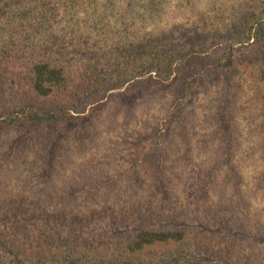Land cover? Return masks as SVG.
I'll return each mask as SVG.
<instances>
[{
	"label": "trees",
	"instance_id": "trees-1",
	"mask_svg": "<svg viewBox=\"0 0 264 264\" xmlns=\"http://www.w3.org/2000/svg\"><path fill=\"white\" fill-rule=\"evenodd\" d=\"M121 1L109 0L104 12ZM67 2L0 0V65L7 63L0 74V175L17 164L21 178L15 194L0 187V264H264V225L243 223L220 238L168 227L155 209L180 202L187 173L172 159L177 140L185 161L194 147L201 148L195 158L211 151L212 167L196 182L208 188L205 196L231 192L233 207L251 196L264 200V4L231 8L244 20L228 39L188 41L159 28L146 39L120 37L85 58L56 34L77 33L61 27V9L69 24L78 14L79 1ZM135 4L120 28L152 24L172 2ZM126 76L132 79L122 83ZM139 109L151 113L148 145L133 159V173L103 180L104 171L84 168L86 157L95 162L90 151L109 155L103 143L115 115ZM249 141L261 167L252 183L235 154ZM109 159H102L107 169L117 161ZM126 179L129 188L121 187Z\"/></svg>",
	"mask_w": 264,
	"mask_h": 264
},
{
	"label": "rangeland",
	"instance_id": "rangeland-1",
	"mask_svg": "<svg viewBox=\"0 0 264 264\" xmlns=\"http://www.w3.org/2000/svg\"><path fill=\"white\" fill-rule=\"evenodd\" d=\"M77 1H79V8H76L78 9V14L75 20H73L75 24L74 22H72V24L66 22V18H64L66 17L64 16L66 10L61 9L59 12L63 20L61 27H76V35L72 37L69 30L62 31L59 30V28L56 34L59 35L58 37L62 42L74 46L79 57L85 58L92 56L95 51H101L98 49H106L112 41H117L120 37L122 39H146L147 33L157 34L159 28L164 31H173L180 39L188 41H205L211 37H220L219 35H222L224 39H228L238 34L237 26L239 25V21L241 22V20H244L242 16L244 13L240 15H231V8L234 6L244 9L258 8L262 3L264 4V0H189L190 3L188 4L184 2L186 5L185 9H179L177 6L179 0H171L172 4L165 11L163 16L152 24L146 23L137 28H130V26L127 25L125 26L126 28H124L123 26L128 24L126 23L120 28L122 16H124L127 21L132 15L131 11H137L140 3L135 4V2L140 0H133L132 2L122 0V5L115 7L112 10L114 11L113 13L104 12V4L106 5L109 0H68L67 3L70 5ZM132 3L134 4V8L128 5ZM217 11L219 12L218 18H216V14V17L213 16V13ZM224 12L227 14L222 18L221 14ZM103 17L106 18L103 19ZM59 19L55 22H58ZM54 26H56V24H54ZM217 27L222 28L221 34L218 33L217 35L213 32V30L218 29ZM107 57L110 56L107 55ZM4 61L3 59L1 63L3 66L0 65V74H5L6 72L7 63ZM262 73H264V70H262ZM131 79V76H126L122 79V83L130 81ZM232 84V86H234V81ZM228 86L229 85L226 83L224 91ZM125 89L126 86H123V90H120V92H123ZM205 100L207 101V98ZM225 100L226 99L220 100V103ZM220 105L221 107L224 106V104ZM108 106L110 111L115 107L112 101L109 102ZM150 113L149 111L139 109L135 113L126 111L124 114H116L113 119L114 125L111 126L115 127L109 130V136H107L103 143L109 155L105 158L102 151L98 154H92L95 153L94 150L90 151L88 155H95V162H91V160H88L86 157V160L82 162L84 168L92 169L97 175L101 171H104L106 175L100 177L103 178V180L110 176H115L116 173H133V165L131 164L133 159H135L139 153L141 154L148 145V140L146 138V123ZM191 139L193 143L195 139ZM3 142L0 146L5 149ZM175 143H177L175 147L178 148H174L172 159L177 162V164H180L179 171L185 172L187 175H185L184 182L180 184L178 190L180 202L176 204L177 208H172L173 206L170 205L155 207L157 220L174 229H186L190 232L207 233L209 235H217L220 238L228 237L231 233L235 234L238 228H241V226L243 227V223H247L251 226H253L254 223L264 225V200L260 198L256 197L253 199L251 196L252 199L250 197V200H248L245 206L237 203V205L233 207V203L231 204V202L228 201L230 197L233 198L231 192L229 197V193L224 195L219 190L215 189L211 191L210 195L205 196L208 188L204 187L202 182L197 184L196 182H199L197 178L200 171H208L210 167H212L213 163L211 161V156H209L211 155V151L206 150L207 156L204 158H195L201 148L194 147L193 153H190V158L185 161L181 159L184 156V151L180 141L177 140ZM195 143L196 142H194V145ZM252 147L253 144L251 141L246 142L243 148H239V153H235L242 164L244 174L247 178L246 181L250 183L253 182V178L261 169L258 164L252 161ZM0 153H4L2 149H0ZM109 157L117 158V161L113 162L114 164L107 169L102 159L109 161ZM183 163H185L184 166H182ZM18 169L20 168L17 164H14L8 171L1 173L0 187L3 192L10 190L15 194L19 190L21 178L17 172ZM26 169L29 170L30 166L26 167ZM25 172L29 177V172ZM69 181L70 180L67 179L65 182L68 183ZM128 181L129 180L126 179L125 183L121 182V187L129 188L130 182ZM190 184H194V186L192 188L186 186ZM1 197L3 199L5 195H0V198ZM15 199H17V197ZM235 199L238 198L235 197ZM138 200L139 199H137V201ZM113 205L117 206L116 203H113Z\"/></svg>",
	"mask_w": 264,
	"mask_h": 264
}]
</instances>
